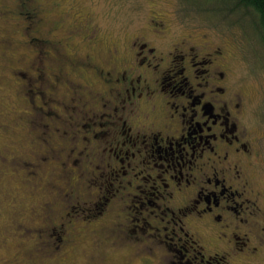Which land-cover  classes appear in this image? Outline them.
<instances>
[{
    "label": "flooded vegetation",
    "instance_id": "1",
    "mask_svg": "<svg viewBox=\"0 0 264 264\" xmlns=\"http://www.w3.org/2000/svg\"><path fill=\"white\" fill-rule=\"evenodd\" d=\"M38 6V0L20 3L19 13L36 33L26 34L28 44L34 45L41 63L51 66L53 80L71 96V104H57L63 107L61 116L49 118L52 112L47 113L43 158L56 159L64 153L68 157L62 161L64 170L80 168L81 176L92 174L91 166L95 176L96 170L104 168L100 175L108 176L109 186L120 174L132 172L138 177L146 172L144 181L154 184L150 195L163 203L156 207L160 211L157 223L170 216L167 222L180 226V233L174 228L172 238L163 236L167 226H154L159 239L147 251L154 264H179L188 256L189 246H183L184 250L173 246L176 239L183 240L182 233L187 238L195 236L190 241L201 248L188 264L205 260L208 264L261 263L264 190L254 177L262 162L260 138L247 124L245 98L241 90L233 89L223 47H211L207 35L197 42L191 34L174 38L168 21L159 14L149 16L130 38L106 45L92 18L83 27L74 26L58 36L64 21L47 22ZM29 9L32 14L25 18ZM41 38L47 43L43 49L38 44ZM66 112L67 118L63 117ZM73 113L85 121L77 122ZM61 123L67 144L54 147ZM76 125L77 130L82 127L83 135L74 138L70 126ZM96 127L107 130L98 132ZM64 176L68 187L64 190L73 188L75 193L78 186ZM127 183L134 186L133 180ZM105 201L108 195L101 204ZM148 205L154 206L151 200ZM104 231L113 239L117 235L119 241L126 238L123 230L105 227ZM160 244L164 250L157 251ZM170 250L176 251L173 259Z\"/></svg>",
    "mask_w": 264,
    "mask_h": 264
},
{
    "label": "rangeland",
    "instance_id": "2",
    "mask_svg": "<svg viewBox=\"0 0 264 264\" xmlns=\"http://www.w3.org/2000/svg\"><path fill=\"white\" fill-rule=\"evenodd\" d=\"M25 1L0 0V264H154L147 253L159 239L154 226H167L162 233L170 238L176 237L174 228L180 233V226L168 223L170 216L157 223L160 211L156 207L163 203L150 195L154 184L152 180L144 181L146 172L138 173V177L132 172L120 174L109 186L105 181L108 176L100 175L104 168L96 170L95 176L91 166L92 174L81 176L80 168L70 166L64 170L62 161L68 160L64 153L48 161L43 158L49 132L47 113L52 112L49 118L62 115L59 109L63 107L56 106L60 102L61 106L63 102L71 104V96L62 83L53 80L51 66L48 69L41 63L34 45L28 44L26 34L36 33L19 13L20 3ZM38 4L47 22L64 21L65 25L56 32L58 36L74 26L83 27L92 18L106 45L130 38L146 25L149 16L159 14L157 17L168 21L174 38L191 34L197 42L201 35H207L211 47H223L233 89L241 90L245 98L247 124L260 138L262 162L254 177L264 190V46L251 34V19L231 12L236 1L38 0ZM54 96L57 98L52 101ZM73 114L77 122L85 121ZM68 116L66 112L63 117ZM60 126L61 136L53 142L54 147L67 144L62 134L66 128L62 123L57 127ZM78 130L77 125L70 126L74 138L83 135L82 127ZM104 130L107 129L96 127L98 132ZM69 146L73 147V143ZM66 174L78 186L75 193L73 188L64 190L68 188ZM130 180L147 193L129 186ZM107 195L109 201L102 205ZM149 200L154 206L148 205ZM170 206L174 208V204ZM89 208L97 209L96 215L89 214ZM47 227L56 229L50 231ZM105 227L123 230L126 238L119 241L117 235L114 239L107 237ZM135 228L137 232H130ZM181 236L183 240L176 239L173 246L178 250L189 246L188 256L179 262L188 264L189 257L200 255L201 248L192 242L195 236ZM163 248L160 244L157 251ZM175 252L169 251L172 259ZM202 264H208L207 260ZM252 264H264V257L261 263Z\"/></svg>",
    "mask_w": 264,
    "mask_h": 264
},
{
    "label": "trees",
    "instance_id": "3",
    "mask_svg": "<svg viewBox=\"0 0 264 264\" xmlns=\"http://www.w3.org/2000/svg\"><path fill=\"white\" fill-rule=\"evenodd\" d=\"M228 1H236V5L230 8L231 12L239 15H245L246 17L251 19L253 28L251 31L252 36L255 37V40H258L259 43L264 46V0H228ZM28 3V2H26ZM26 5H24L25 7ZM28 7V5H27ZM32 14V10L29 9L27 11V16L30 17ZM41 44V48L47 47V43L45 39H40L39 43ZM96 210L93 208H89V214L96 215ZM92 211V212H91Z\"/></svg>",
    "mask_w": 264,
    "mask_h": 264
}]
</instances>
